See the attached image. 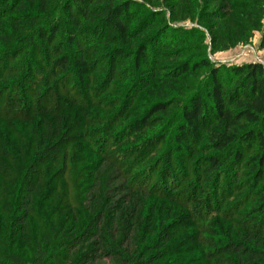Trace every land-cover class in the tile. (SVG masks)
I'll use <instances>...</instances> for the list:
<instances>
[{"label": "trees", "instance_id": "16d2710c", "mask_svg": "<svg viewBox=\"0 0 264 264\" xmlns=\"http://www.w3.org/2000/svg\"><path fill=\"white\" fill-rule=\"evenodd\" d=\"M36 1L39 4L38 14L43 15L46 13L48 0H11V6L19 7L16 12L20 15L19 22L26 21L29 24L27 12ZM198 1L202 9L210 10L207 11V17L215 21L219 20L226 9H248L247 19L256 28L263 13V0H250L247 4L236 0ZM7 4L8 0L4 2V6ZM194 4L188 0H161L153 9L182 10L188 6L194 8ZM136 6V2L131 0H57L60 13L55 16L49 13L45 17L44 25L48 29L38 27L35 23L36 16L33 15V31L22 34L20 29H13L15 32L12 36L4 31L0 32V143L9 147L8 150L0 148V159L16 158L19 164L16 171L34 173L49 171L60 162L59 171L63 174L67 167L88 159L90 154L98 162L110 160L116 171L124 166L127 169L126 158L120 159L114 150L126 143V136L149 130L154 122H159L161 115L168 117V105L160 103L153 106L145 118L126 128V133L111 131L112 128L122 126L119 121L122 115L111 118L109 123L103 125L97 115H94L95 118L87 115L82 117L81 112L82 109H92L96 106V101L108 92V85L119 72L121 64L129 61L134 67L146 68L148 55L154 63L166 56L162 52L169 48L166 33L170 34L172 40H182L176 37L179 36L178 31L164 26L165 31L159 34L162 37L152 40L147 44L148 47L144 44L138 46L134 52V38L138 37L132 26L141 15L135 9ZM214 9L221 11L218 13ZM134 10L137 13L132 16L131 11ZM143 12L149 13L147 10ZM150 15L151 19L147 23L150 26L137 30L140 36L153 28L155 17H165L163 13ZM96 21L103 24V29L84 30L86 23L95 24ZM14 24L17 26L19 23ZM88 31L93 34V38L100 34L101 37H109L107 44L117 42L130 47L129 53L120 47L111 48L107 80L103 84L99 83L98 87L86 80L90 73L98 70L96 66L90 67L86 48L81 45L89 35ZM79 32L85 34L80 35ZM188 32L195 31L191 29ZM99 41L97 38L96 42ZM16 44H20V47L8 51ZM5 48L8 52L4 51ZM199 69L209 70L211 87L206 96L191 98L188 105L180 111V120L174 131L167 134L164 131L159 137L156 136L152 145L149 140L136 150L126 174H129L127 178L130 177L131 181L126 183L127 189L125 187L130 193L141 190L158 200L181 201L189 206V211L170 223V233L162 231L154 237H150L153 235V223L149 214V221L146 220L143 230L133 236L135 207L124 208L123 205V209L115 211L104 202V209L90 216L87 223L80 220L79 224L78 217L74 216L73 225L66 231L65 226L57 228L53 233V236L57 235L53 243L57 252L62 251L67 255L79 246H86L81 264H95L104 259L114 260L116 264H155L162 257L161 253H157L158 244L165 246L175 234L187 228H206L203 231L210 230L213 233V230H218L213 234L219 239L207 241L213 249L208 251L207 258H212L214 264H264V65L249 63L229 67L223 76L204 60L191 67L182 66L180 74ZM70 70L77 84H67L70 82ZM141 82L143 80H137L127 91L130 94L133 91L131 100L136 96V85ZM120 96V101L124 103L126 94L121 93ZM67 108H75L76 114H69ZM34 118L40 119L35 123ZM16 125H20L21 130ZM13 132L16 134L12 135ZM204 136L207 138L206 144L202 142ZM165 145L168 147L166 151L158 149ZM252 148H255L252 174L257 190L250 196L242 197L235 195L241 175L236 167L241 164L244 153ZM195 152L202 153L203 157L196 158V165L192 167L191 160ZM210 152H215L216 155ZM136 168L143 169L131 171ZM192 169L194 170L191 171ZM97 180L96 177L92 179ZM28 184L29 181L26 180L20 185L25 186L20 193L15 190L12 198L15 210L12 208L9 213L0 211L1 221L12 229L18 226L23 230L31 215L33 190L29 189L32 185ZM229 198H233L232 203L228 202ZM254 201L251 215L236 224L233 231L235 237L228 238L220 226L224 222H231L226 227V231L230 232L234 224L233 218L236 215L242 216L240 211L246 202ZM105 205L111 215L105 211ZM76 222L78 224L74 227ZM1 226L0 224V248L2 245H9V238L2 233ZM219 240L224 241L221 243ZM51 242L53 241L48 244ZM183 245L180 242L174 245L172 252H179ZM47 251V248L39 247L30 261L19 254L4 251L0 254V264H51L55 258Z\"/></svg>", "mask_w": 264, "mask_h": 264}, {"label": "rangeland", "instance_id": "374dc122", "mask_svg": "<svg viewBox=\"0 0 264 264\" xmlns=\"http://www.w3.org/2000/svg\"><path fill=\"white\" fill-rule=\"evenodd\" d=\"M5 1L7 0H0V32L4 31L10 36H12L17 29H20L22 34L33 31L34 28L31 27L33 26V22H31L33 21V15L36 16L35 23L38 24V27L48 29V27L44 25L45 17L49 15V13L53 16L60 13V9H57V0H48L46 13L40 15L38 14L39 9H37L39 4L36 1L33 4V8L30 9L31 11L29 10L27 12L29 16L26 14L29 22V24H27L26 21L19 22L18 20V16H20L16 14L19 8L18 5L11 6L12 2L8 0L9 4L4 6ZM131 1L136 2L137 6L135 9L141 12V15L132 26L133 32L136 33L138 37L136 39L134 38L133 51L134 49L136 51L137 47L140 45L144 44L147 46L152 40L157 37H162L159 34L165 31V27L173 28V31L176 32L178 31L179 36L176 37L182 40L180 42L176 39L172 40L170 39V34L166 33L165 39H167L166 43L169 41V48L162 50L166 56L163 57L161 61L159 60V62L154 63L151 62V56L148 55L149 60L146 68L134 67L129 61L121 64V67H118L119 72L117 75L115 74L111 83L108 85V92L96 101V106L92 109H82L81 115L82 117L87 115L92 118H95L97 115V118L102 121L103 125L109 123L111 118L122 115L119 119L122 126L111 129V131L116 130V133L118 131L126 133V128L137 123L142 118H145L150 109L160 103L168 105L169 116L166 115L168 117H165L161 115L158 119L159 122H154L149 130H143L138 134L126 136V143L114 150L115 155L118 154L117 157L120 159L126 158V170L124 166L120 171H116L115 167L110 164V160L98 162V160L90 154H88V159L80 160L77 164L67 167L63 174L62 171H59L60 162L55 164L49 171H35L34 173L33 171H16V167L19 166L16 158L11 160L1 158L0 196L2 198L0 199V211L9 213L12 208L15 210L12 198L15 194V190L20 193L25 189V186L20 185L26 180L29 181L28 185H32L29 189L32 188L33 191L32 212L30 217L26 220L23 230L18 226L12 229L6 222L0 219V224L2 225L1 231L7 234L6 236L9 238V245H2L0 254L4 251H11L14 254H19L25 260L30 261L36 249L45 247L48 250V254L53 255V258H55L51 264H81V256L86 246H82L81 248H79V246L65 255L66 253L62 251L57 252L56 247L53 245L55 242L54 239H57V235L55 234V236H53V233L57 231V228L59 229L62 226H65L64 228L66 231L73 225L72 220L74 216L78 217L77 220L79 224L80 220L87 223L90 216L95 215L100 209H104L102 208L104 202L113 207L115 211L121 209L123 205L124 208L135 207L134 211L136 218L133 236L138 231L143 230L146 220L149 221L147 217L150 214L153 223V235L150 237H154L162 231L170 233L172 229L170 223L177 218H181L189 211V206L182 204L181 201L158 200L149 193L141 190L134 193L128 192L126 190V183H130L131 179H129L130 177L127 178L129 174L127 176L126 174L132 165H130V162L134 159L136 150L144 146L147 141L151 140L149 143L152 145L156 140V136L159 137L164 131H166V134L174 131L175 125L180 120V111L188 105L192 97H205L208 88L211 87L209 83V70H191L187 74L181 75L180 68L182 66L187 65L191 67L194 63L200 64L202 61L206 60L211 66H214L225 76V71H227L229 67L246 65L249 63H261L264 65V0L262 17L259 18L256 28H254L247 19L248 9H226L220 15L219 20L215 21L207 17V11L210 10L202 9L198 0H188L192 4L195 3L194 5L196 7L194 6V8H192L188 6L186 7L187 9L182 10L177 8L153 9V6L159 5L161 0H144L145 3L142 0ZM236 1L247 4L250 0ZM142 9L147 10L149 13L145 14ZM214 10L218 13L219 10L221 11V9ZM204 12L206 13L203 14ZM136 13L135 10L131 11L132 16ZM150 13H153L154 16L163 13L165 17H155L153 28L148 30L144 36H140V32L137 30L150 26L148 25L151 19ZM10 19L12 21H10ZM143 19H145V21ZM14 23L19 24L15 26ZM85 26L86 28H84V30L87 29L89 31L90 29L95 31L103 29V24H101L100 21H96L95 24L86 23ZM95 27L96 29H94ZM13 29H15V31ZM191 29H194L195 32H188V30L190 31ZM80 33L81 32H79V34ZM84 34L85 32L80 35ZM92 35L93 34L89 32L86 40L82 42L81 45H84V48H86V55L88 56L90 67L96 66L98 69L94 73H90V76L86 80L94 85V87H98L99 83L103 84L107 80L112 55L111 48L120 47V49L129 53L130 47L123 43L118 44L115 41V43L107 44L109 37H101L100 34L99 37L93 38ZM15 37L17 38V34ZM97 38L100 40L99 42H96ZM63 42L65 43L66 41L63 40ZM14 47H20V44L14 45L9 48V50L5 48L4 51H10L14 49ZM69 78L70 82H67V84L69 83L68 85L77 84L71 70L69 71ZM137 80H143V82L136 85V87H138L134 90L136 96L131 100L130 95L133 91L131 94L127 91H129V88ZM31 90L33 89L31 88ZM121 93L126 94L124 103L120 101ZM118 109H120V111H118ZM66 111L69 114H76L77 112L75 108H67ZM34 119L36 120L35 123H37L40 118ZM172 120H174L173 123ZM16 126L21 130L20 125ZM31 127L32 126H29V128ZM14 134L16 133L13 132L12 135ZM202 142L206 144V136H204ZM0 148L2 150L9 149L7 144L2 143H0ZM158 149L160 151H166L168 147H166V145L164 148L163 146H159ZM194 151L198 150L194 149ZM254 151L255 148H252L250 151L244 153L241 164L236 167L241 175L238 178L239 189L235 195L242 197L250 196L257 190L252 174V158L254 157ZM210 153L216 155L215 152ZM202 157V153L195 152L191 160V166L195 167V159H202ZM13 168H15V170ZM141 169L143 168H136V170L131 171H140ZM193 170L194 169L191 171ZM26 173L27 175L29 173V175H25ZM91 176L92 179L96 177L98 179L97 182L92 181ZM232 199L233 198H229L228 202L232 203ZM254 204L255 201L252 203L246 202L244 204L240 211L242 216L236 215V217L233 218L234 224L230 228L232 232L226 231V227H228L231 222H224L220 226V229L228 238L235 237L233 233L235 225L240 224L247 216L251 215L250 211H253ZM105 211L108 215H111L106 205ZM210 219H213V217ZM77 224V222L74 223V227ZM86 225L87 224H85V227ZM205 229L198 228V230H196L195 228H187L175 234L172 240L167 242L165 246H160V244H158L159 249L157 253H161L162 257L155 264H214L212 258H207L208 251L212 249L207 241L209 239H219L213 234H216L215 231L218 230H213L214 232L211 233L210 230L203 231ZM191 236H193L194 239L191 238ZM49 241L53 242L48 244ZM221 241L224 240H219V242ZM179 242L184 243L183 248H180L177 253L172 252L174 245H178ZM57 257L59 260H57ZM95 264H116V262L114 260L104 259L103 261L99 260Z\"/></svg>", "mask_w": 264, "mask_h": 264}]
</instances>
